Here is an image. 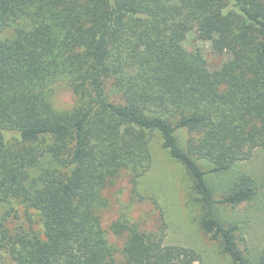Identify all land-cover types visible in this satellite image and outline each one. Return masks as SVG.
<instances>
[{
    "label": "trees",
    "instance_id": "16d2710c",
    "mask_svg": "<svg viewBox=\"0 0 264 264\" xmlns=\"http://www.w3.org/2000/svg\"><path fill=\"white\" fill-rule=\"evenodd\" d=\"M192 28L226 55L214 75L183 45ZM3 29L0 264L201 261L165 241L164 222L146 231L118 217L109 229L120 248L101 225L103 190L122 172L136 182L155 134L189 176L199 228L226 264H264V245L251 252L219 213L261 183L244 172L213 183L264 152V0H0ZM58 82L74 95L67 109L51 102Z\"/></svg>",
    "mask_w": 264,
    "mask_h": 264
},
{
    "label": "rangeland",
    "instance_id": "374dc122",
    "mask_svg": "<svg viewBox=\"0 0 264 264\" xmlns=\"http://www.w3.org/2000/svg\"><path fill=\"white\" fill-rule=\"evenodd\" d=\"M10 32V29L1 30L0 38ZM183 45L187 49L199 48L202 51L212 75L226 56L213 53L210 43L200 39L195 28L186 34ZM51 102L58 110L67 109L74 103V95L64 82H58L54 85ZM176 134L183 144L186 131L181 129ZM150 151V166L135 183L127 172H122L103 190L106 204L98 208L97 213L101 225L108 232L109 241L118 248L122 246L123 239L113 235L109 229L110 223L118 217L126 218L146 231H152L164 222L167 243L192 247L200 253L201 261L195 264H226L227 260L218 252L217 244L199 228L200 210L192 201L191 180L183 166L161 147L157 134L151 140ZM241 172L261 183L260 194L247 203L219 208V213L224 221L238 224L249 249L256 253L264 245V152H255L249 160L236 164L224 177L214 178L213 183L219 186V182H224L228 176ZM5 208L6 205L0 206V214ZM18 212L22 213L20 207ZM31 217L34 223H39L34 211Z\"/></svg>",
    "mask_w": 264,
    "mask_h": 264
}]
</instances>
